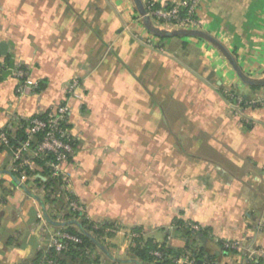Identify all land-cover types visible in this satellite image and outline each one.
<instances>
[{
	"label": "crops",
	"instance_id": "1",
	"mask_svg": "<svg viewBox=\"0 0 264 264\" xmlns=\"http://www.w3.org/2000/svg\"><path fill=\"white\" fill-rule=\"evenodd\" d=\"M200 2L201 36L162 38L152 29L182 30L144 21L137 0H0V61L29 81L19 94L4 73L0 129L70 107L75 151L62 169L84 218L104 227L102 249L75 264H153L131 253L138 241L264 262V106L236 111L225 97L264 98L245 83H264V0ZM12 161L0 145V264H36L56 209L41 186L13 181ZM226 241L241 250L222 255Z\"/></svg>",
	"mask_w": 264,
	"mask_h": 264
},
{
	"label": "built area",
	"instance_id": "2",
	"mask_svg": "<svg viewBox=\"0 0 264 264\" xmlns=\"http://www.w3.org/2000/svg\"><path fill=\"white\" fill-rule=\"evenodd\" d=\"M144 14L141 19L147 18L150 21L163 25L177 27L186 31H199L201 22L198 18V10L200 8V0H185L173 5H159L152 0H141ZM9 72L17 83L16 91L21 94L29 84L27 71L19 64L8 67L4 61H0V82L4 73ZM77 83L67 86V94L72 95ZM34 88L38 84L33 85ZM225 97L230 102V106L236 111L248 108H260L264 106V98L260 100L246 99L242 95H236L234 92L225 91ZM70 115V107L67 103L59 104L49 108L43 117H33L27 119L24 128L25 139L15 145H10L8 135L5 131H10V126L5 131L0 129V145L11 149L13 161L9 166V174L18 185L31 189L37 186L35 181V160L45 161L49 174L58 181L57 196H62L65 204L66 213L70 218L65 219L63 212L57 214L56 220L60 224L68 221L84 218V208L76 199L72 189L69 175L63 171L62 166L72 161L75 151L74 138L70 133L68 118ZM43 191V187H40ZM39 220H46L43 213H39ZM194 230H198L196 226H192ZM48 250H53L55 256L69 249L71 245L79 244L80 239L65 231L62 228H56L49 232L45 241ZM224 252L235 253L241 250L238 242L226 241L222 246ZM47 250V251H48ZM248 252V251H247ZM156 258L161 257L159 251L153 252ZM260 258L256 252L247 253L242 264H254ZM39 264H57L53 256H44ZM172 264H196L194 260L181 256L173 259ZM206 264H222L208 262Z\"/></svg>",
	"mask_w": 264,
	"mask_h": 264
},
{
	"label": "trees",
	"instance_id": "3",
	"mask_svg": "<svg viewBox=\"0 0 264 264\" xmlns=\"http://www.w3.org/2000/svg\"><path fill=\"white\" fill-rule=\"evenodd\" d=\"M140 10H142L143 5H141V1L137 0ZM156 8L159 7V4L155 5ZM152 29V28H150ZM152 31L162 38H165L166 36L161 35L159 32ZM201 33H194L190 31H180L175 33L173 36H201ZM6 64L8 67H10L9 62L6 61ZM5 75V74H4ZM3 75V76H4ZM2 76V78H3ZM245 83L251 87L252 89H258L261 86L264 85L262 82H254V81H248L245 80ZM44 114L35 116V117H43ZM26 126V122L22 123L21 128L14 134H11V131H5V128L2 129L5 131L8 135L10 145H17L21 141L25 139L24 136V128ZM35 183L38 186L43 187L45 191V201L51 204L53 207H55V213H53L50 217L51 219H56L57 214L62 211V207L64 204V200L62 196H57L58 192V181L55 178H52L49 174L48 167L45 165V161L43 160H35ZM64 214L65 219H69L70 215L69 213H66L65 211H62ZM57 228H62L65 231L72 233L73 235L77 236L80 239L79 244L71 245L69 249L65 252H62L58 256H55L53 250H48L44 256H53L56 260L57 264H75L76 260H82L84 261L86 258L87 253H90V251L94 248L102 249L101 243L99 241V236L101 235V232L103 230V226H95L94 224L90 223L86 219H80L79 221L72 220L68 221L64 224H56ZM199 231L194 230V234H199ZM192 237V233H189ZM201 235V233H200ZM223 243H219L220 251L222 255H226L227 253L224 252ZM159 251L161 253V257L158 259L153 256V252ZM131 253L141 260L144 263H153V264H172L173 259H176L178 257L184 256L189 258L190 260H194L196 264H206L208 262L213 263H219L216 261V256H211L205 252L203 248L195 249L194 248V241L191 243H187L185 248L174 252L170 249H166L163 246H158L151 241H147L144 244L141 243V241L137 242V246L131 250ZM44 256L42 254L38 255V258L36 259L38 264L39 259H42ZM41 262V260H40ZM254 264H264L261 259H259Z\"/></svg>",
	"mask_w": 264,
	"mask_h": 264
},
{
	"label": "water",
	"instance_id": "4",
	"mask_svg": "<svg viewBox=\"0 0 264 264\" xmlns=\"http://www.w3.org/2000/svg\"><path fill=\"white\" fill-rule=\"evenodd\" d=\"M143 14H144V11H143V8H142V10H140V15H143ZM143 20H144V21H150V20L147 19V18H143ZM182 31H184V30H182ZM185 31H186V30H185ZM190 32L198 33V31H190ZM159 33H160L161 35L166 36V37H171V36H173L175 33H177V31H175V32H161V31H159Z\"/></svg>",
	"mask_w": 264,
	"mask_h": 264
}]
</instances>
